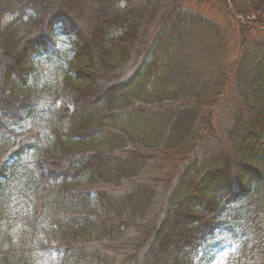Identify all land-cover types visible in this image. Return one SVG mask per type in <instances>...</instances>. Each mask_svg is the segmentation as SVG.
<instances>
[{"label":"trees","instance_id":"1","mask_svg":"<svg viewBox=\"0 0 264 264\" xmlns=\"http://www.w3.org/2000/svg\"><path fill=\"white\" fill-rule=\"evenodd\" d=\"M188 2L215 0H0V18L15 15L9 26L22 30L0 32V138L10 139V128L26 121L36 125L45 113L55 123L42 144L22 143L1 161L0 196L13 180L43 185L58 201L56 212L74 213L71 223L51 225L73 244L59 240L55 264H213L222 247L250 243L246 219L260 230L263 253H249L240 264H264V58L248 77L253 109L241 96L234 112L228 154L212 152L200 163L202 137L213 128L228 80L222 71L204 85L179 77L185 61L179 44L198 34L223 39L219 26L183 6ZM231 3L243 20L264 26V0ZM218 4L227 10L226 0ZM62 59L74 103L66 132L64 114L44 108L32 91L40 86L41 63ZM26 89L32 92L17 95ZM98 144L109 153L96 151ZM169 153L184 163L174 186L160 187L155 171L138 179V167ZM77 181L95 188L70 192ZM159 188L165 190L155 205ZM132 230L137 237L127 238Z\"/></svg>","mask_w":264,"mask_h":264},{"label":"rangeland","instance_id":"2","mask_svg":"<svg viewBox=\"0 0 264 264\" xmlns=\"http://www.w3.org/2000/svg\"><path fill=\"white\" fill-rule=\"evenodd\" d=\"M219 1L221 3V0H215L214 3L203 2L198 4L196 2H188V4L183 5L197 12L212 24L219 26L223 39L209 34H198L190 42L186 41L179 44V47H183L184 57L182 59L185 58V61H180L178 64V68L180 69L179 77L181 79L184 77L203 79L200 85H204L206 80H211L213 76H217L219 71H222V74H225L224 76L228 80L226 90L212 117L213 128L210 133H206L202 137L198 153L200 163H207L209 155L212 152L223 151L228 154L230 147L228 132L233 130L234 127V112L242 104L241 96H245L246 100L251 99L248 97L250 87L248 77L253 73L252 67L261 58H264V26L257 27L236 15L232 8L231 0H226L228 4L226 6L227 10L224 9L225 7L222 4H218ZM242 1L246 4L250 0ZM32 13L31 11H26V15H31ZM14 17L15 15L10 14H3L1 16L0 32H4L7 29V34L9 35L19 36L21 34L22 30H19L18 27L9 26L12 24ZM26 18L24 17L23 19L26 20ZM63 51L66 52L67 48ZM68 66L69 62L64 59L51 63H41L38 76L40 86L32 88L35 94L33 100L38 99L44 104V108L47 106L52 110H58V113L64 114V118L62 119L64 122L61 124V131L64 132L68 131L72 125L69 118L71 115H74V103L70 98L69 90L63 85V73H65L63 69ZM234 69L238 73L233 71ZM157 72L160 73L161 70ZM166 76L170 77L171 74L167 72ZM166 76L164 81H167ZM152 81H154V76L150 81H147L146 85ZM32 85L28 83V86L31 87ZM153 88L155 89V87L148 85L149 91H152ZM30 91V89L19 91L17 95H26ZM132 91L130 90L129 92ZM246 105L250 109L254 107L251 100ZM47 111L49 112V109ZM151 113L149 112L145 116L148 121L151 120ZM132 117L133 115L128 118L131 119ZM35 122L37 126L31 121H26L21 127L14 126L10 128L14 134L8 140H6L5 136L0 138V163L10 156L22 143L38 142L42 144L43 140L51 135V130H53L55 123L47 118L46 113L38 116ZM49 126L51 127L48 128ZM129 126H131V123ZM129 128L133 129L132 126ZM95 141H101H98V135ZM98 146L100 147H97L96 151L109 153L106 147L100 144ZM113 153L116 152L113 151L110 155H113ZM30 154L34 156L36 152L32 151ZM78 155L75 154L73 158ZM181 159L182 157L169 153L166 157L164 156L157 160L154 165L151 162L149 167L145 165L143 168L142 165L136 171L138 179L141 177H154L151 173L155 171L158 177L162 178L161 182H159L160 187L168 188L171 183L174 186L176 177L180 175L184 167ZM93 188H95L94 185H86L83 182L79 183L77 181L73 184L70 183V187L67 189L70 192H77L78 189L93 190ZM126 189L127 187L123 190ZM164 190L162 188H159L157 192L155 190L153 194L155 205H159V200H162L161 194H163ZM51 194L49 189L44 190L43 185L36 187L33 184L30 186V183L27 184L25 181L13 180L6 194L0 196L1 264H55L61 256L54 249L59 240L63 246L68 242L72 244L70 239L64 238L61 240L58 238V234L54 232L51 225H54L57 219L71 223L74 213L65 208L62 209V207L56 212L53 207L58 201L50 200ZM96 199L94 198L93 202H96ZM95 219L97 218L92 215L91 221H95ZM251 220L246 219L251 228L247 231L244 230L243 233L248 238H251L247 247L242 246L240 243L243 242L238 240L234 242L232 248L229 246L222 247L219 249L213 264H240L241 257H247L249 253L261 256L263 248L261 246L262 241H260V230L253 225ZM254 230H257V232ZM133 232V230L127 232V238L130 236L132 238L137 237L136 233L133 235ZM231 249L233 250L231 251Z\"/></svg>","mask_w":264,"mask_h":264}]
</instances>
